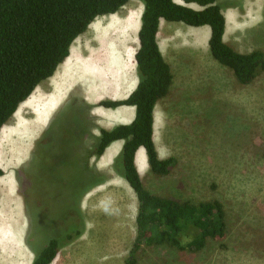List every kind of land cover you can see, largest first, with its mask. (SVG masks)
I'll list each match as a JSON object with an SVG mask.
<instances>
[{
  "label": "rangeland",
  "instance_id": "rangeland-1",
  "mask_svg": "<svg viewBox=\"0 0 264 264\" xmlns=\"http://www.w3.org/2000/svg\"><path fill=\"white\" fill-rule=\"evenodd\" d=\"M237 2L242 10L239 13L242 27L237 28L231 21L226 42L243 53L264 51V5L260 12L253 10L256 7L252 5L256 2L253 0L249 11H245L246 1ZM114 19L116 16L98 17L92 27L107 26ZM83 39L92 40L91 37ZM82 42L85 41L79 39V44ZM192 61L195 67L189 65L181 75L174 74L173 87L161 101L163 107L159 106L164 124L162 131L169 139V152L177 163L169 174L150 173L146 187L153 194L181 202L221 201L227 214V235L221 242L209 238L201 250H181L172 244L142 245L134 264H264V72L250 84H241L230 68L212 57L210 50L205 54L196 53ZM72 95L62 102L63 97L56 99L50 78L34 90L33 107L47 108L42 110L44 126L36 131L28 147L26 144L24 153H16L14 142L7 134L21 115L36 117L33 107H22L21 114L14 115L2 130L6 137L1 135L0 138V167L5 179L1 178L0 187H7V194L13 189L11 196L15 194L24 209L19 213L22 226L14 231V242L22 244L24 238L35 256L36 249L48 242L47 232L52 222L55 228L81 230L83 234L62 247L51 264H130L137 234V195L132 200L118 196V200V197L107 196L108 189H104L105 193L90 198L86 211L79 205L82 213L79 221L68 214V221L63 222L54 210L55 216L47 224L50 172L45 170L50 169V154H61L66 141L70 142L64 138L68 130L74 132L77 139H83L91 134L85 131L87 124L92 134L97 128L92 106L85 101H75L80 98L78 92ZM48 101L52 102V107L48 106ZM41 104L45 106H39ZM88 142L93 143L89 139L84 141ZM78 143L74 141L70 146L75 148ZM85 147L87 145L82 150L70 151L75 162L63 169L64 176L76 173L81 177L82 187L93 184V179L96 181L81 158L83 153L86 155ZM90 161L91 158L89 166ZM106 201L111 212L114 208L124 209L123 206L131 211L124 216L115 212L113 219V215L103 212ZM2 236L0 234V247L4 254L11 256L13 251L5 248Z\"/></svg>",
  "mask_w": 264,
  "mask_h": 264
},
{
  "label": "trees",
  "instance_id": "trees-1",
  "mask_svg": "<svg viewBox=\"0 0 264 264\" xmlns=\"http://www.w3.org/2000/svg\"><path fill=\"white\" fill-rule=\"evenodd\" d=\"M141 1L144 11L139 32L140 47L136 53L138 85L126 99L100 102L105 107L134 106L135 119L111 130L101 129L99 136L92 134L87 124L85 131L91 134L86 137L93 141L90 144L84 143L86 137L77 139L74 132L69 133L71 130L67 128L69 132L65 133L64 138L65 141L70 139V142L66 141L62 148V152L68 157L65 167L75 162L70 151L82 150L87 145L86 155L83 153L81 158L89 175L96 177V181L93 179L90 186L82 187V178L76 173L64 176L62 161H50V165L55 166L52 170H45L54 173L50 177V198L52 197L54 204L48 199L50 215L47 224L55 216L54 210L58 211L63 222L68 221V214L79 221L82 215L79 205L83 196L93 185L105 179L89 166L90 158L102 155L116 140L125 141L121 153L115 159L114 168L133 188L139 204L137 234L129 258L130 264L136 262V254L142 245L172 244L181 250H201L209 238L220 242L225 240L228 231L227 214L221 201L212 199L198 203L181 202L153 194L144 185L136 167L135 155L140 147L146 149L151 171L157 175L169 174L177 163L175 157L160 159L153 138L154 109L158 101L169 93L174 80L172 68L165 60L157 40L160 20L184 22L191 26H210L209 48L212 57L230 68L241 84H250L264 72L263 50L243 53L225 41L226 18L222 11L223 5L217 0H186L200 5V10L177 4L174 0ZM128 2L129 0H0V138L4 126L19 107L43 81L56 73L60 64L70 55L74 41L98 17L117 13ZM56 136L59 137V134L56 133ZM74 141H79L75 148L70 146ZM48 142L47 139L45 144ZM58 156L57 154L56 157ZM3 174L0 167V178ZM50 225L48 242L36 249L32 264H51L62 247L83 234L81 230L75 232L66 230V227L55 228L52 222Z\"/></svg>",
  "mask_w": 264,
  "mask_h": 264
},
{
  "label": "crops",
  "instance_id": "crops-1",
  "mask_svg": "<svg viewBox=\"0 0 264 264\" xmlns=\"http://www.w3.org/2000/svg\"><path fill=\"white\" fill-rule=\"evenodd\" d=\"M174 1L177 4L196 10L202 9L200 5L194 2H186V0ZM237 1L238 0H217V2L223 5L222 11L226 18L225 41L229 33L231 21L237 28L242 27L240 24L242 21L241 15H239L242 10L237 6ZM245 1L247 5L244 6V10L249 11L248 6H250V1L253 2V0ZM252 5L256 6L252 8L253 10H259L260 12L264 5V0H256L255 5ZM143 11L144 4L141 0H129L120 11L109 15L111 17L116 16V19H114L111 24L107 26L102 24L92 27L93 22L89 29L81 35L82 37L79 36L74 41L70 49V55L60 64L56 73L50 77L52 92H54V97L56 99L63 97L61 100L62 102L72 95L73 92H78L80 98L75 99V101H85L92 106L91 114L95 116L97 124V128L93 130L95 136L100 135L101 129L111 130L118 125L129 124L135 119L136 108L134 106L121 105L117 107H105L100 105V102L104 100L118 101L126 99L138 85L139 77L137 72L136 53L140 47L139 32L142 26ZM86 37H91L92 40L86 42V39H83ZM210 37L211 28L208 25L191 26L184 22L168 21L165 19L160 20L157 33L160 50L165 60L170 64L173 74L176 73V77L181 75V71L184 68H188L189 65L195 67L192 60L196 53L202 52L205 54L207 50H210ZM81 38L85 42L79 44V39ZM113 44L115 46H113ZM111 55H113L114 58L115 56L118 58V63ZM110 58H113L116 63L112 62ZM104 62H108L109 64H105ZM111 63L113 65H111ZM168 94L158 101L154 109L153 138L160 159L172 157L169 152V139L162 131L164 126L162 110H159V106L163 107L164 105L161 101L164 100ZM30 97H32V95ZM52 106L53 104L50 105V107ZM24 119L25 123L28 124L29 121L35 119V117H24ZM18 124L19 123L16 122L14 128H17ZM43 126L44 117L39 126L33 127V134H31L30 137L28 135L26 141H31L36 131L40 130ZM31 129L32 127L29 128L30 131ZM124 143L125 141L123 139L116 140L105 149L102 155L99 157H91V168L101 173L105 179L103 182L94 186L93 190L87 192L83 196L84 198H82L80 204L83 211H86L90 198L96 194H100V192L105 193V191H102L104 189H108V192L105 193L107 196L112 195L115 198L122 196L121 198L128 197L132 200L133 196L136 195L128 181L119 175L114 168L115 159L121 153ZM25 150L21 153H24ZM135 163L144 185L146 186L145 181L150 173L153 172L151 171L148 155L144 147H140L136 151ZM11 191L13 192V189ZM108 203L109 201H106L103 212L105 215H113V219L115 218V212L121 213L122 216H124V214L126 215L131 211L129 207L123 206L124 209L114 208L115 211L111 212L112 209H107ZM19 204L17 198H15V194L12 196L11 194L2 195L0 201V217L3 213L11 214L13 217L16 215L19 219L18 225L21 227L22 221H20L19 213L23 207ZM5 231L7 230L0 224V234H3ZM9 241L10 244L11 242L12 244L10 248L7 247V249H14V251L11 252V256H7L3 252L4 249L0 247V251L3 252V254H0V264L33 263L35 256L33 251L29 248L27 240L23 238L22 244H17L11 237ZM2 242L5 244L3 239ZM1 255H5L3 256L4 259L1 258Z\"/></svg>",
  "mask_w": 264,
  "mask_h": 264
},
{
  "label": "bare ground",
  "instance_id": "bare-ground-1",
  "mask_svg": "<svg viewBox=\"0 0 264 264\" xmlns=\"http://www.w3.org/2000/svg\"><path fill=\"white\" fill-rule=\"evenodd\" d=\"M139 18V17H138ZM113 46H115L114 44H113ZM109 53V52H108ZM106 55V54H105ZM114 55V54H113ZM113 55H111V56H113ZM109 56H110V54H109ZM106 57V56H105ZM113 58H114V56H113ZM113 58H110L111 60H112V62H114V63H116L117 62V59L118 58H116V56H115V58L114 59H116L115 61L113 60ZM109 59V60H110ZM105 60H108V59H105ZM110 60V61H111ZM105 63V62H104ZM106 63H108V62H106ZM105 63V64H106ZM118 63V62H117ZM109 64V63H108ZM111 65H113L112 63H111ZM53 97V96H52ZM54 98V97H53ZM53 98H52V102H54L53 101ZM30 99V100H29ZM25 103H23L22 105H21V107L19 108V110H18V112H17V114H16V116L18 115V114H21L20 113V111H21V109H22V107H25V106H27V107H30V108H32L33 107V103L34 102H32V98L30 97ZM49 99H51V97L49 98ZM55 100V99H54ZM45 102H46V100H44ZM51 101V100H50ZM50 101H48L47 103H49ZM52 102H50V104L48 105V106H50L51 104H52ZM41 103H44V102H41ZM44 104H46V103H44ZM44 104H41V105H39V106H41L42 107V105L43 106H45ZM46 108H47V106H45ZM34 108V111H35V113L37 114H35L36 115V117H35V119H32V120H30L29 121V123L28 124H26L25 123V119H24V117H23V115H21V117H18V119H17V122L19 123L18 124V127L17 128H13V126H12V130L11 131H9V134H7V137H8V139L10 140V141H12V143L14 142V147H15V150H16V153H18V154H20L22 151H24L25 149H26V144H27V147H28V142L29 141H26V138H27V136L29 135V137H30V135L31 134H33L32 133V131H33V127H36V126H39V124H41V122H42V120H43V111H44V109H46V108H44V109H42V110H38V107H37V109L35 108V107H33ZM36 110H38L37 112H36ZM30 127H32V129H31V131L29 130V128ZM6 134V133H5ZM5 134H3V131H2V133H1V135L2 136H4V137H6L5 136ZM29 137H28V139H29ZM7 139V138H6ZM5 139V140H6ZM7 139V140H8ZM8 142V141H7ZM12 151V150H11ZM14 154V153H13ZM4 178V177H3ZM5 179V178H4ZM1 180V179H0ZM2 182H3V180H2ZM5 182V184H6V182H7V180L6 181H4ZM9 182V181H8ZM3 184V183H2ZM9 184V183H8ZM6 186V185H5ZM8 187H9V185H8ZM7 191H9V189L7 188V187H3V185L1 186V188H0V193L2 194V195H8V194H10V192H11V190H10V192L7 194ZM2 220V221H1ZM18 223H19V219L17 218V216L15 215V217H13L11 214L9 215V214H7V213H3V214H1V217H0V224H2L3 225V227L7 230V231H5L2 235H3V240L5 241V244H4V246H5V248H10V245L12 244V242H11V244H10V239H11V237H12V235H14L13 233H14V231L18 228ZM14 229V231H13V229ZM7 233H9L10 234V237H8V235H7ZM17 235V234H16ZM15 236V235H14ZM13 238H15L16 239V236L15 237H12V239ZM13 241H14V239H13ZM17 248V247H16ZM12 251H14V249H11ZM27 264V263H26Z\"/></svg>",
  "mask_w": 264,
  "mask_h": 264
},
{
  "label": "flooded vegetation",
  "instance_id": "flooded-vegetation-1",
  "mask_svg": "<svg viewBox=\"0 0 264 264\" xmlns=\"http://www.w3.org/2000/svg\"><path fill=\"white\" fill-rule=\"evenodd\" d=\"M49 121H50V119H49ZM47 124V123H46ZM46 126V125H45ZM39 137V136H38ZM37 137V138H38ZM51 140V139H50ZM51 144H52V142H51ZM33 146H34V144H33ZM32 149H33V147H32ZM32 149H31V151H32ZM31 151H30V153H31ZM63 151V150H62ZM30 157H31V154L29 155V158L28 159H30ZM50 161L51 162H53V161H62L63 162V167H65L66 165H67V159H68V157H67V155H65V153H63V152H61V154L58 156V157H56V155H54V154H50ZM57 159V160H56ZM51 162H50V164H51ZM55 165H50V170H52L53 169V167H54ZM58 167H61V166H58ZM54 173H50V177H53L52 175H53ZM81 179V178H80ZM50 200H52V197L50 198ZM48 202H50V201H48ZM81 204V203H80ZM49 208V207H48ZM23 212H24V209H23Z\"/></svg>",
  "mask_w": 264,
  "mask_h": 264
}]
</instances>
